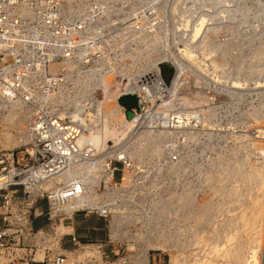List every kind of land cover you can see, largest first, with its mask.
Listing matches in <instances>:
<instances>
[{
    "label": "built area",
    "instance_id": "obj_1",
    "mask_svg": "<svg viewBox=\"0 0 264 264\" xmlns=\"http://www.w3.org/2000/svg\"><path fill=\"white\" fill-rule=\"evenodd\" d=\"M226 1L0 0V138L17 133L15 146L0 149V264L89 263L62 248L66 234L77 244L74 232L58 233L80 212L104 221L118 256L111 264H143L145 249L148 264L150 256L160 262L153 234H185L189 212L197 234H229L227 225L245 217L251 186L240 175L264 162V73L226 76L246 79V88L223 86L225 100L209 102L210 87L195 89L185 61L170 93V53L188 44L187 16L233 13L220 28L231 42L262 31L261 0H233L231 10ZM165 64L174 67L170 81ZM191 91L207 103L182 105L178 97ZM125 96L136 99L131 118ZM111 98L132 123L115 136ZM172 111L185 123H170ZM41 216L47 223L37 228Z\"/></svg>",
    "mask_w": 264,
    "mask_h": 264
},
{
    "label": "rangeland",
    "instance_id": "obj_2",
    "mask_svg": "<svg viewBox=\"0 0 264 264\" xmlns=\"http://www.w3.org/2000/svg\"><path fill=\"white\" fill-rule=\"evenodd\" d=\"M204 1L205 3L202 5L203 8L209 7L206 3L207 0ZM261 1L263 8L261 23L263 29L261 32L252 30L247 31L242 45L240 44V40L243 37L237 36L234 39L235 41L231 42V39L227 40L230 37L229 32L225 29H220L224 27L225 23H229L227 18L234 19V17H232L233 13L230 14V16L225 14V17L219 16L215 19L214 16L208 13L195 11V19L193 14L186 17L187 24L185 22L183 23L184 29L182 30H184L183 35H186L185 43L188 42V44L180 50V54L175 55L174 52L170 53V57L173 60L177 59L179 61L178 63H174L177 67V72L180 70V85L177 90L172 93V96L174 94L176 95L178 89L181 87V73L184 72L185 61H189L195 70V89L197 87H210L209 102H222L225 100L223 86L225 87L228 85L229 88H246L244 86L246 79L239 76L234 80L228 81L233 78L230 77V75L235 76L241 72H247V78L252 81L260 76V72L264 73V0ZM232 3L233 0H229L227 4L230 10L234 9ZM204 19H207V21ZM217 20L218 22H216ZM253 23L257 24L255 19ZM204 25L206 27L202 30ZM233 33L234 36L240 35L235 31ZM197 72H203L200 73L202 76H197ZM173 74L174 67L170 64H165L164 77L166 81H170ZM226 76H229V79H227ZM260 77L264 78V76ZM188 78V82L192 83V76ZM177 83L175 79L174 85H177ZM260 85H262V83H260ZM213 90H215V92H213ZM179 98L182 100V105L186 107L189 105L195 106V104H204L208 101V96L201 94V92L195 93V91H191V96L183 94L179 96L178 99ZM170 100H172L171 108H173L176 100ZM127 108V112H131L128 106ZM170 113L173 118L176 117L175 115H182L179 111H172ZM214 118H223V112H218ZM11 134L12 133H7L9 139L6 138L3 140L0 138V149L12 148L17 144L15 140V135H17V133L14 131V133ZM240 177L242 180L244 179L245 183L251 186V188H247V197L245 195L246 202L243 207L245 217L240 221H233L227 225L226 230L230 231L229 234H204L202 232L197 234L195 229L199 223L195 222V212H189L184 226L186 228L185 234H153L156 237V242H158L152 245L153 248L161 249H156L155 251H151V253L156 255L160 254L162 260L159 262L152 258L150 264H248L252 260L251 256L253 251L256 249L258 250V259H256V263L263 264L264 162L259 167H253L245 171ZM234 184H236V182H233V185ZM235 192L236 191L232 189L233 195ZM44 219L46 221V218ZM42 225H44V222H42L41 219L35 222V227ZM67 225H70L69 222H67L65 226L67 227ZM58 231V233L62 235L69 232V228L66 229L61 225ZM114 244L115 246L117 245L116 242H114ZM98 245L99 244L96 243L90 246H75L72 249L74 252L69 254L71 261H90L87 264H111V262L117 259L118 256L110 251L112 247L111 243L103 244L101 248L102 253L106 252L103 259L98 252ZM62 248H64L63 244ZM126 253V251H121L119 257L121 255H126ZM106 255H108V257H106ZM43 257L44 253L42 252L41 259H43ZM146 258H148L147 249L144 251L143 261Z\"/></svg>",
    "mask_w": 264,
    "mask_h": 264
},
{
    "label": "crops",
    "instance_id": "obj_3",
    "mask_svg": "<svg viewBox=\"0 0 264 264\" xmlns=\"http://www.w3.org/2000/svg\"><path fill=\"white\" fill-rule=\"evenodd\" d=\"M69 224L71 226H67V228H69V232H74L77 244L71 241V235H64L62 244L66 251H71L76 245H84L90 242L104 244L107 240L104 221L93 214L76 213ZM152 258L154 257L150 256V262Z\"/></svg>",
    "mask_w": 264,
    "mask_h": 264
},
{
    "label": "bare ground",
    "instance_id": "obj_4",
    "mask_svg": "<svg viewBox=\"0 0 264 264\" xmlns=\"http://www.w3.org/2000/svg\"><path fill=\"white\" fill-rule=\"evenodd\" d=\"M226 2H229V0H227ZM204 20H206L207 21V19H204ZM197 24V23H196ZM195 24V25H196ZM206 26L204 25L203 26V28H202V30L205 28ZM194 29H195V27H194ZM202 32V31H201ZM201 34V33H200ZM200 34H199V36H200ZM198 36V37H199ZM198 37H196V38H198ZM172 59V58H171ZM172 61L173 62H175V63H178L179 61L177 60V59H175V60H173L172 59ZM179 73H180V70H178V72H177V74L175 75V77H174V79H173V82H172V86L170 87V93H173L174 91H176L177 90V88L179 87V85H180V75H179ZM175 79L177 80V85H174V83H175ZM113 101H115L116 99L115 98H111ZM169 105H168V107H171V105H172V100H169ZM111 110H110V118H112V119H116L117 120V124H119V127H116V125H113L112 127H111V129H110V131H109V135L110 136H115V135H117L118 134V132L119 131H121L122 130V128H123V126L127 123V125H126V128L125 129H127V128H130L131 127V125H132V123L130 122V119L127 117V116H125V112H124V109H123V106L120 104V103H118V102H113V106L110 108ZM131 118V117H130ZM176 118H178L179 119V121H181L182 123H185V121H184V119H183V116L181 115V114H178V117H172V114L170 113V118L169 119H171V121H170V123H172V124H174L175 123V119ZM158 133H163V134H169L170 132H172V130L171 129H162V128H160V129H158V130H156ZM166 136V135H165ZM63 226L64 228H66L67 229V227L64 225V224H60L59 226ZM59 228V227H58ZM65 234V233H64ZM258 250L256 249V250H254L253 251V254H252V256H251V258H252V260L248 263V264H255L256 263V259H258V257H257V252ZM264 251V250H263ZM39 256V257H38ZM259 256V255H258ZM37 257L39 258V259H41L42 258V252H39V253H37ZM147 261H148V258H146L144 261H143V264H147ZM262 263V262H261ZM23 264H26V263H23ZM257 264V263H256ZM264 264V263H263Z\"/></svg>",
    "mask_w": 264,
    "mask_h": 264
},
{
    "label": "water",
    "instance_id": "obj_5",
    "mask_svg": "<svg viewBox=\"0 0 264 264\" xmlns=\"http://www.w3.org/2000/svg\"><path fill=\"white\" fill-rule=\"evenodd\" d=\"M123 103H125L129 108L136 106V99L133 96H125L121 99ZM128 116H132L131 112H128Z\"/></svg>",
    "mask_w": 264,
    "mask_h": 264
},
{
    "label": "trees",
    "instance_id": "obj_6",
    "mask_svg": "<svg viewBox=\"0 0 264 264\" xmlns=\"http://www.w3.org/2000/svg\"><path fill=\"white\" fill-rule=\"evenodd\" d=\"M125 104V103H124ZM45 217H43V216H41V217H39V218H37L36 219V221H38L39 219H41L42 220V222H44V225H42V226H45L46 225V223H47V219H46V221H45V219H44ZM35 221V222H36ZM42 226H39V227H42ZM38 228V227H37Z\"/></svg>",
    "mask_w": 264,
    "mask_h": 264
}]
</instances>
